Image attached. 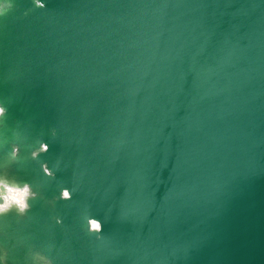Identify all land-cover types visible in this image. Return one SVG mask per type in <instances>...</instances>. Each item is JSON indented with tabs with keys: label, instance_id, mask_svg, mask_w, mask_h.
<instances>
[{
	"label": "water",
	"instance_id": "water-1",
	"mask_svg": "<svg viewBox=\"0 0 264 264\" xmlns=\"http://www.w3.org/2000/svg\"><path fill=\"white\" fill-rule=\"evenodd\" d=\"M43 2L0 0V264H264V0Z\"/></svg>",
	"mask_w": 264,
	"mask_h": 264
},
{
	"label": "clouds",
	"instance_id": "clouds-1",
	"mask_svg": "<svg viewBox=\"0 0 264 264\" xmlns=\"http://www.w3.org/2000/svg\"><path fill=\"white\" fill-rule=\"evenodd\" d=\"M35 7L40 9H45L47 7L43 0H33ZM12 7L11 4L5 3L0 4V16L6 15L7 11ZM7 108L0 105V120H5L7 116ZM16 143L13 144L10 151H7V159L16 163L20 160L22 138L19 132L13 134ZM53 137H55L56 132L53 130ZM50 151V145L43 140H37L36 145L32 147L31 158L33 160L39 161L42 154H47ZM56 171L60 168V162L54 165ZM42 173L48 179H54L56 173L52 168L49 167L47 163L41 162ZM73 191L67 187H63L60 190L58 199L63 201H71L73 199ZM39 194L33 191L32 185L28 182H20L17 180L10 179L7 175L0 176V217L6 216L11 211L15 210L18 215L25 216L31 209L30 201L38 199ZM83 220L86 222L87 231L89 234L103 237L104 233V223L102 220L94 218L90 213L85 211L83 215ZM57 223H63L60 218H57ZM51 247L49 248V251ZM31 264H53V260L43 255L41 252H33L30 254Z\"/></svg>",
	"mask_w": 264,
	"mask_h": 264
}]
</instances>
